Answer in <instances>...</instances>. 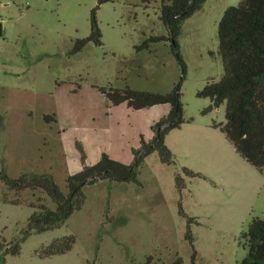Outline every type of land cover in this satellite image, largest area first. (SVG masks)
I'll return each mask as SVG.
<instances>
[{
  "label": "rangeland",
  "instance_id": "obj_1",
  "mask_svg": "<svg viewBox=\"0 0 264 264\" xmlns=\"http://www.w3.org/2000/svg\"><path fill=\"white\" fill-rule=\"evenodd\" d=\"M238 1L206 0L183 22L178 40L187 63L182 101L189 121L167 136L176 163L162 162L155 151L140 166V182L88 184L82 209L55 229L24 237L32 203L56 204L42 189H11L2 171L11 177L49 171L68 190L72 151L64 157L58 126L44 117L57 109L59 85L79 84L74 98L80 104L94 98V86L167 92L183 69L169 40H150L168 34L161 0L102 3L103 44L91 40L76 53L71 50L90 34L99 0H0V264H242L244 232L255 216L264 218V172L215 126L226 121V104L209 108L212 99L198 95L224 73L218 27ZM85 133L79 131L82 145ZM72 147L80 155L76 142ZM184 166L201 175L187 176L180 192L176 172ZM190 217L193 242L186 236ZM69 234L76 239L71 250L41 254ZM17 241L20 252L7 251Z\"/></svg>",
  "mask_w": 264,
  "mask_h": 264
},
{
  "label": "trees",
  "instance_id": "obj_2",
  "mask_svg": "<svg viewBox=\"0 0 264 264\" xmlns=\"http://www.w3.org/2000/svg\"><path fill=\"white\" fill-rule=\"evenodd\" d=\"M106 1L99 0L91 15V32L77 38L71 52L82 50L91 40L103 44L102 32L97 20V10ZM150 3L153 0H143ZM161 18L168 34L151 37L152 41L169 40L183 69L181 78L167 92L137 89L130 85L96 86L109 98L111 106L126 102L134 109L169 103L170 111L152 125V138L141 134V143L133 147V160L125 162L104 151L95 163L87 161V153L82 143L76 145L81 153L82 168L66 178L68 190L65 192L52 172L23 173L11 177L2 171L4 181L11 189L21 192L24 189H42L55 202L53 208L46 203H32L35 207L26 228L27 237L33 231L43 232L61 226L76 210L82 209L86 201L85 187L102 179L111 181L140 182V166L151 153L157 151L162 162L176 163L175 153L167 144L169 132L189 121L184 116L182 85L186 78L187 63L180 52L179 35L183 22L201 9L206 0H161ZM219 53L223 59L224 73L220 80L208 82L198 91L200 96H209L213 106L226 104V121L215 124L231 140L235 148L250 163L264 172V0H239L225 10L218 27ZM147 43L138 46L144 47ZM79 87V84H78ZM76 87L75 90L78 88ZM208 108V109H209ZM49 122L56 120L55 113H46ZM201 175L187 166L176 172V183L180 192L186 186L187 176ZM20 202V198L15 200ZM181 205V204H180ZM181 211L183 207L181 205ZM193 217L189 218L187 238L194 241L191 229ZM248 253L242 264H264V218L255 216L244 232ZM76 242L73 234L55 238L41 250L43 256L66 253ZM21 250L20 242H15L7 251L14 254ZM174 264H180V259Z\"/></svg>",
  "mask_w": 264,
  "mask_h": 264
},
{
  "label": "crops",
  "instance_id": "obj_3",
  "mask_svg": "<svg viewBox=\"0 0 264 264\" xmlns=\"http://www.w3.org/2000/svg\"><path fill=\"white\" fill-rule=\"evenodd\" d=\"M93 90L94 98L78 104L74 98L76 90L59 85L57 109L54 112L56 120L53 123L58 126L63 152L69 149L72 151V168L67 171L68 175L79 171L83 165L81 153L77 155L72 147L73 141L80 139L79 131L86 130V133L81 135L84 138L83 145L89 152V163L97 162L104 151L114 158L130 162L133 158L132 148L141 143V134L152 138L153 123L171 109L169 103L155 104L138 110L126 102L111 106L105 93L96 86ZM67 155L66 152L64 157L67 158Z\"/></svg>",
  "mask_w": 264,
  "mask_h": 264
}]
</instances>
